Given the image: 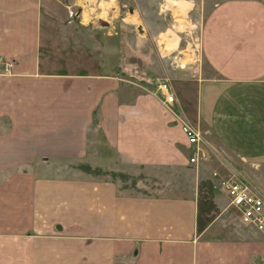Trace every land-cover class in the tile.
I'll use <instances>...</instances> for the list:
<instances>
[{
  "label": "crops",
  "instance_id": "crops-1",
  "mask_svg": "<svg viewBox=\"0 0 264 264\" xmlns=\"http://www.w3.org/2000/svg\"><path fill=\"white\" fill-rule=\"evenodd\" d=\"M115 1H98L110 23ZM135 1L120 2L132 7L122 47L89 0H0V56L12 61L0 75V264H264V236L235 209L248 229L202 237L205 216L229 207L220 187L120 180L191 169L186 123L202 165L218 148L257 168L240 178L264 192V0Z\"/></svg>",
  "mask_w": 264,
  "mask_h": 264
},
{
  "label": "rangeland",
  "instance_id": "rangeland-1",
  "mask_svg": "<svg viewBox=\"0 0 264 264\" xmlns=\"http://www.w3.org/2000/svg\"><path fill=\"white\" fill-rule=\"evenodd\" d=\"M98 1L99 0H89V2L92 3L94 6V7L93 6L91 7V11H95V10L100 11L102 15L100 16V14L98 15L97 13H96V15H98L99 17L104 19V20H101L102 26H108V24L110 23L109 18L112 17L113 13L110 15L109 18L105 17L104 13H105L106 9L104 7H106V6L103 3L101 4V2L99 4ZM121 1H123V0H116L115 1L116 5L118 7L117 8L115 7L116 16L111 19L110 26L111 25L112 26L117 25V31H118L119 35H122V38H120L118 40V43H120L123 47L124 46V40H123L124 33L125 32L128 33L129 31H131V27L129 26L128 22H125V21H129L128 19H126L127 16L129 15L128 14V8H132V7L131 6L126 7V5L121 6L120 5ZM134 1L135 0H133V2ZM99 6H101V7L103 6L102 10L97 9V7H99ZM112 6H114V5L112 4ZM86 8L87 7H85V9ZM72 9H73L72 11H74L73 15H75L74 16L75 19L82 18L81 15L77 16L78 9L79 10L81 9L80 6H77V8H72ZM197 18H198V15H193L192 20L195 21ZM85 21L86 20H84V22ZM107 21H109V23ZM85 23H88V22H85ZM81 24L86 25V26H92V27L98 26V23H89L90 25L83 24V23H81ZM134 30L136 31V33L141 31L139 26H137L134 29L132 28V32H135ZM110 31H112L111 27H109V29H106V32H110ZM190 47L191 46H188L186 48V52L188 54L191 52ZM3 75L5 76V75H9V74H3ZM214 152H215V155L213 156V161H211L209 164L205 163L203 165L201 164L198 166H191V169L187 168V169L182 170L180 172L179 171L173 172L171 169H164V171L160 170L159 172H157L155 174H150V173L149 174H141L140 173L137 175L136 174L135 175L130 174V175H132L131 177H128L126 179L121 178L120 180L122 181V179H123L127 182H129V180H131L132 186H134V187H137L139 189L143 188L144 190L150 188L153 192H157V190H159L161 188V186L164 185V183H165V179H164L165 177L164 176H166V179H168V181H173L174 175L178 174L182 177L184 184L188 183L189 178H191V177L194 178V181H196V187L198 188V192L205 195V193L209 190V188L212 189V191L210 193H215V191H217L219 189L218 188L219 187L218 186V180L220 178L230 176V177H233L235 179H238V180L245 182L253 192H255L256 194H258V195L262 196V198H264V192L260 191V188H261L260 186L258 187V186H256V184H254V185L251 183L249 184L244 179L240 178V177H244L246 175H249V177L253 179L254 174L258 173L257 168L253 167L251 165V163L244 162V161L240 160L236 156L234 157L231 155H228V156L224 155L222 153V151L218 148H217V151H214ZM222 163H224L226 166H229V167L223 166ZM215 164H218L220 166L215 167ZM222 167L227 169L229 172H226V173L220 172V168H222ZM211 169H214V170L210 172ZM238 170H243L247 174L242 172V171H239V172H241V173H239V172H237ZM104 171L109 172L107 170H104ZM209 172H210V175L212 177H210ZM213 172H216L217 175H215V176L212 175ZM104 176H108V178H110L112 176V177H115L114 179L119 178L118 176H114L111 174H105ZM122 182H124V181H122ZM171 183H173V182H171ZM181 186H182V184H181ZM261 186L263 187L262 184H261ZM226 205L229 207L227 208V210H225L223 212L222 215H220L221 212H219V208H217V209H214V212H212L211 215L205 216V217H207L206 218L207 222L208 223L210 222V224H209L208 229L203 232L202 237H205V238H212V237H214V238H230V237L236 236V232H235L236 229L238 231H241L243 228H245L242 224L239 223L238 218L235 215L234 208H232L228 204V200H227ZM245 229H248V228H245ZM14 264H23V263L14 262Z\"/></svg>",
  "mask_w": 264,
  "mask_h": 264
},
{
  "label": "built area",
  "instance_id": "built-area-1",
  "mask_svg": "<svg viewBox=\"0 0 264 264\" xmlns=\"http://www.w3.org/2000/svg\"><path fill=\"white\" fill-rule=\"evenodd\" d=\"M12 61L0 56V75L10 74ZM155 93L160 95L163 103L170 104L173 94L167 81H155ZM180 130L185 136L187 144L191 147L188 164L198 166L207 159L206 153L201 150V137L196 129L186 123H181ZM212 175H217L213 172ZM219 187L225 193L228 203L238 212L240 221L252 227L264 236V198L254 193L243 181L233 177H224L218 180Z\"/></svg>",
  "mask_w": 264,
  "mask_h": 264
},
{
  "label": "trees",
  "instance_id": "trees-1",
  "mask_svg": "<svg viewBox=\"0 0 264 264\" xmlns=\"http://www.w3.org/2000/svg\"><path fill=\"white\" fill-rule=\"evenodd\" d=\"M79 168H81L82 170L88 172V173H91L93 175H105V174H111V175H122L124 176L122 173H114V172H106V171H101L100 169L98 168H93V167H90L88 166L87 164H80L79 165Z\"/></svg>",
  "mask_w": 264,
  "mask_h": 264
}]
</instances>
